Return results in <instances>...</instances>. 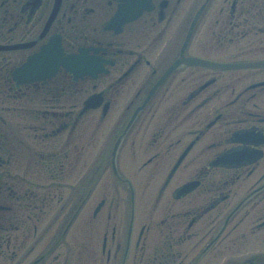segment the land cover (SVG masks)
Masks as SVG:
<instances>
[{
  "label": "flooded vegetation",
  "instance_id": "1",
  "mask_svg": "<svg viewBox=\"0 0 264 264\" xmlns=\"http://www.w3.org/2000/svg\"><path fill=\"white\" fill-rule=\"evenodd\" d=\"M204 1L150 0L118 32L110 22L120 0H60L55 12V0H0V44L23 45L0 50V264H71L70 252L74 264H264V84L252 86L264 81V65L240 70L241 85L220 70L181 66L149 95L178 53L166 51ZM55 36L62 54L95 47L103 70L75 78L58 65L45 79L13 80V69ZM190 42L206 54L264 60V0H208ZM87 91L102 92L104 114L86 116ZM248 130L259 135L256 162L211 164L250 146L234 135ZM96 165L125 182L103 181L99 172L86 190L87 169ZM133 167L141 177H122ZM107 179L120 199L137 188L139 203L160 187L125 251L126 231L105 228L118 217L113 196L103 209L106 193L91 195ZM71 214L82 228L95 221L93 247L87 232L69 247Z\"/></svg>",
  "mask_w": 264,
  "mask_h": 264
},
{
  "label": "rangeland",
  "instance_id": "2",
  "mask_svg": "<svg viewBox=\"0 0 264 264\" xmlns=\"http://www.w3.org/2000/svg\"><path fill=\"white\" fill-rule=\"evenodd\" d=\"M212 57H216V56L212 55ZM123 173L131 178V176H130L131 174H129L128 172L126 173L125 171H123ZM106 178H108V177H105L104 179H106ZM104 179H103V181H104ZM112 189H114V188L112 186H109V179H107L106 182L102 185V189L99 188L96 191V193L93 192L91 195H92V197L94 196L95 198H98L100 196V194H101V190H102V194L106 193V198H108V205H107L106 209H108L110 201H111V196H113V203H112L113 211L116 212V213H123L124 212V207H125V198L124 199L123 198L122 199H120V198L118 199L116 194L112 192ZM153 198L154 197L152 196V198L149 200L150 203H148V202L141 203L142 207H143L142 208L143 209V213L147 212L148 210H149V212L153 211L152 210L153 209L152 208V206H153V204H152L153 203V201H152ZM93 203H94V201H93ZM135 206H136V204H135ZM87 222H89V221H87ZM144 222H146V221H144ZM94 224H95L94 221H93V225H91V227H89V225L87 224V227H86L87 229L78 226V232L79 233H86V232L88 233L89 229L94 227ZM139 227H140V222L138 220L137 226L135 227V232H136V230Z\"/></svg>",
  "mask_w": 264,
  "mask_h": 264
}]
</instances>
